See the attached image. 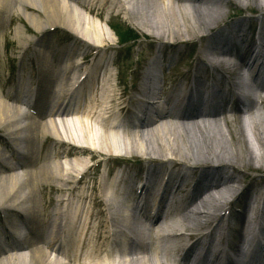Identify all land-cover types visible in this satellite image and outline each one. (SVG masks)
Wrapping results in <instances>:
<instances>
[{"label": "bare ground", "instance_id": "1", "mask_svg": "<svg viewBox=\"0 0 264 264\" xmlns=\"http://www.w3.org/2000/svg\"><path fill=\"white\" fill-rule=\"evenodd\" d=\"M218 1L0 0V23L6 26L10 21L22 27L14 29L17 42L12 45V65L17 62L19 49L25 54L18 75L12 73V79L10 75L1 79L4 67L0 65V81L13 90V95L6 94L7 99L23 104L31 100L33 105L27 104L33 106L35 113L24 115L23 119L19 107L0 97V157L7 166L0 167V246H6L0 252V264H65V261L67 264H174V252L182 247L185 254L179 264H189L192 258H195L193 264H213L215 260L227 259L231 264H251L264 258L258 238L240 242L236 248L231 246L238 226L240 233L247 235L245 229L242 231V223L248 229L251 217L244 210L250 205L255 190L251 186L250 190L235 195V185L245 176L243 168L251 164L255 165V171L264 172V126L260 123L264 121V114L249 117L254 110H264V101L256 104L257 100H253L247 107L245 134L249 143L246 147L241 146L240 127H228L227 122L241 121V117L229 119L226 109L215 111L206 119L192 114L187 120L191 124L168 123L170 110H177L183 116L199 107L202 112L233 107L230 113L243 108L234 90L227 87L231 84L224 64L229 60H233L231 64L255 63L260 53L258 37L264 28V15L256 16L255 20L234 18L222 23L223 12L215 11L217 4L228 6L234 0ZM201 10L206 12L205 17L201 16ZM121 15L125 24H132L134 30H129L136 40L133 44H149L156 53L150 63L145 61L139 67L138 78L129 90L121 81L114 82L113 73L119 68L109 52L112 39L104 28L107 25L114 29L113 20ZM205 29L209 32L204 35ZM56 30L63 31L78 44L61 49L68 41L52 36ZM201 31L198 41L206 40L205 49L198 53L200 47H196L191 59L184 60L189 51L186 53L185 45L180 42L190 40L192 34L198 33L194 38L198 37ZM34 36L39 38L29 41ZM2 37L4 44L9 43L4 34ZM229 42L232 50L227 48ZM248 48L252 49L249 53ZM37 49L42 50L39 55ZM83 49L86 52H81ZM261 52L264 54V46ZM201 53L220 60L221 64L204 63ZM27 55L33 61L29 69H26ZM178 65H185L180 75L168 76V82L165 77L159 79V86L167 89L159 92L165 102L158 109L150 104L151 96L157 102L160 100L158 91H153L154 85L151 89L143 75L149 69L165 75L171 72L170 67ZM232 73L240 82L239 67ZM261 74L264 75V69ZM76 99L84 102L77 112L59 109L67 100V104H72ZM57 101V106L50 109V103ZM107 115H118L122 121L115 119L113 124L103 120ZM153 116H158L157 120ZM134 121L141 123L130 130L129 125H134ZM18 142L24 145V155L15 150ZM250 148L256 150L255 158ZM7 151L23 157L19 164L8 158ZM143 153H158L162 157L158 161L163 162L135 158ZM166 158L171 162L164 161ZM92 160L95 162L90 166ZM203 160L204 164H200ZM208 160L223 161V164L219 168L202 169L210 165ZM118 165L124 169L114 180ZM93 168L104 171L94 178ZM190 192L194 193L186 200L190 206H180L182 199L178 196L186 197ZM246 195L252 197L246 201ZM135 196L140 199L142 215L153 220L155 226L141 240L144 246L132 243L129 249H124L115 236L123 233L121 223L130 227L131 222L122 220L120 208L125 200L127 203ZM170 196L172 201L164 214ZM41 197L47 199L43 201ZM84 214L83 222L78 220ZM93 219L99 220L97 228L92 225ZM106 222L115 224V235L109 231L102 233ZM223 222L226 225L219 227ZM20 228L34 234L23 246L14 238V230ZM168 228H180L182 232L170 238L163 235ZM78 230L84 235L82 246L88 236L89 247L99 241L96 251L76 254L79 236H82ZM41 233L48 238L40 239ZM54 234H59L56 250L53 249L57 239ZM215 234L220 242L211 252ZM244 247L246 252L241 257L237 252ZM121 255L128 259H122ZM140 255L145 259L142 262L138 260ZM71 256L73 261H69Z\"/></svg>", "mask_w": 264, "mask_h": 264}, {"label": "rangeland", "instance_id": "2", "mask_svg": "<svg viewBox=\"0 0 264 264\" xmlns=\"http://www.w3.org/2000/svg\"><path fill=\"white\" fill-rule=\"evenodd\" d=\"M261 1L262 0H253L252 2H251V0H234L233 2H231V5H228V6H225L223 4L222 5L217 4L215 11L216 12H219V11L223 12L222 23L227 22L230 18L238 17V16H242L244 18H249V19L253 20L254 19L253 17L264 12L263 11L264 10V4H261ZM26 12H29V9H26ZM201 16L205 17L206 12L201 10ZM0 20H2L1 15H0ZM117 25H122V26L127 27V28L132 29V30H134V29L131 27V25H132L131 23L125 24V21H124V18L122 15L119 16L117 19L113 20V24H112V26H114V29H112L113 31L111 29H109L107 25L104 26V23H102V26H104L105 30L108 32V34H110V37L112 39V44H113L110 48L113 51V53H112L113 56H116V58H115L116 63L119 65V66H117V68H119V72L114 71L115 75L119 76L118 80H117L118 77H116L115 83H118L119 81H121L124 88H126V90H129L130 87L134 85V83L136 82V80L138 78L139 73H137V72L139 70V67L144 65V62L146 61L148 56L151 54L152 49H150L149 44H147V45L141 44L139 46L136 45L135 47L131 46L130 48H128L133 43L132 42L133 38L130 34L125 33V31L122 30L125 28L119 29V28H117L118 27ZM17 27L19 29L22 28L21 25H19V23H12V22L10 23V21L8 24H6V26H3L2 24L0 25V65H2L4 67V69H3L4 76H2L1 79H7V77L9 75H10V78L12 79V73H14V75L16 76L17 71H19L20 61L25 58V54H24L23 50L19 49L17 51V54H16V57H17L16 58V61H17L16 64L17 65L15 64V66H14V65H12V62H10V60L12 59V45H13V43L17 42V41H15V36H14V29H16ZM205 30L206 31L204 33H202L203 31L199 32L200 35L198 37L194 38V36L198 33L192 34V36L190 38H188L190 40H185L183 42H180V43H182V45H185L186 53L189 51L187 55L185 54V56H183L184 60L188 61L191 59L192 54L196 51V47H200L199 51H197L198 53H200L203 49H205L204 46H205L206 40L203 41L204 40L203 39L202 41H198L199 37H201V33L205 35L209 32L208 29H205ZM114 33L117 34V37ZM2 34H4V37L7 39L6 41L9 43L4 44V38L2 37ZM51 35L55 36V38L58 37L61 40H67L68 41V42H65V45L63 47H60L61 49H63L65 46H69V45H72L73 43H77L75 41V39L68 37V35L65 34L61 30H56L55 33H52ZM146 35H148V34L146 33ZM38 38H39V36L38 37L34 36L33 39H31L29 41H36ZM118 39L123 40L122 41L123 45H119ZM21 41L25 42L26 39H23ZM29 41H27V42H29ZM148 42H151V41H148ZM152 44H157V43L152 42ZM250 50L251 49L248 48V53ZM14 51H16V50H14ZM112 51H110V52H112ZM81 52H86V51L83 49ZM76 56H78V55H76ZM199 56L204 61V63L209 62L208 61L209 56L206 53H201ZM4 60L6 61V63L4 62ZM31 61H32V59H31L30 55H27V57H26V69H29L32 66L33 61L32 62ZM243 65H244V63L240 62L241 68ZM184 67H185V65H184ZM184 67H183V65H178L177 67L175 66V67L171 68L170 69L171 72L170 73L167 72V74H166L167 82H168V76H172V75L177 76V74L180 75L184 71V69H185ZM6 87L7 88L4 90L5 86L3 85V82L0 81V95H4L3 91L7 94L10 93L11 88H9V86H6ZM179 88H181V85L176 89V91H178ZM166 89H164V90H166ZM18 105L20 107H23L20 104H18ZM258 114L263 115L264 111L257 113L256 110H254V111H252V114H250L249 117H255ZM235 116L241 117V115L237 114L236 112L227 113V117L229 119H231ZM247 119L248 118H246V119L242 118L241 121H238V120L227 121L229 123L228 127H233V126H237V127L239 126L240 127L241 146L244 145L245 147H246L247 143H249L247 141L248 135L245 134V128L248 127ZM257 121H259V120H257ZM171 122L175 125H178V123L176 124L175 121L170 120V115L168 114V123H171ZM185 122H188V121H185ZM260 123L264 126V121L260 120ZM250 149L252 151V153H251V151H250V153L255 158L256 153H257L256 150L254 151L253 148H250ZM157 154L153 153V154L149 155V154L143 153L142 155H137L135 158H137L139 160H144L145 162H157L158 160L162 159V157H160ZM220 157H217L218 160H221ZM20 160H22L21 157H20ZM164 161L171 162V160H167V158ZM213 161H215V160H213ZM158 162H163V161H158ZM216 162L218 164H223V161L222 162L216 161ZM201 163L204 164V160L200 161V164ZM207 163L210 164L213 162H211V160H208ZM195 166L198 167L200 165L195 164ZM254 166H255L254 164L253 165L251 164V166H247V167L243 168L245 176L243 177L244 179L240 178L239 183L235 185L236 188L234 189V191H236V193H240L242 190H245V189L250 190L251 186H252V187H255L253 197H257L259 195L261 188L264 187V172L263 171H255ZM109 167H110V165H108V168ZM99 170L102 171V168L101 169H99V168L92 169V174L94 175V178L96 177ZM73 180H74V178H72V181ZM114 180H116V179L114 178ZM250 193L248 195H250ZM45 194H47V192H45ZM248 195L245 196L246 201H247V198L249 199V197H252V196H248ZM42 199H43V201H45L47 199V197H42ZM53 199L54 200L57 199L56 195H53ZM252 200L250 202H252ZM208 206H209V204H207L206 207H208ZM50 211H51V209H48V213ZM244 213L247 216V207L244 210ZM84 216H85V214L81 215V217L78 220L82 219V222H83ZM213 219H214V216L211 218V220H213ZM93 220H94L93 223H95L97 221V219H93ZM75 221L77 222V219ZM82 222H81V224H82ZM210 223H212V221ZM96 245L99 246V241L96 243ZM174 257H175V255H174ZM143 259H144V257H143Z\"/></svg>", "mask_w": 264, "mask_h": 264}]
</instances>
